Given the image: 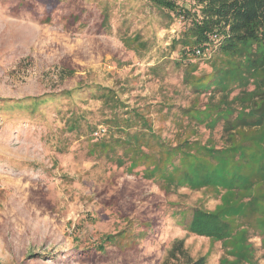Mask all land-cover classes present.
<instances>
[{"label":"trees","instance_id":"obj_1","mask_svg":"<svg viewBox=\"0 0 264 264\" xmlns=\"http://www.w3.org/2000/svg\"><path fill=\"white\" fill-rule=\"evenodd\" d=\"M82 1L98 6V31L112 33L119 21L117 35L140 58L155 57V41L131 28L145 13L163 29H175L148 72L163 80L174 72L181 86L173 89L175 97L187 94L189 104L173 103L168 93L155 103H140L141 97L131 102L125 81L117 87L84 81L40 96L0 99L5 115L34 122L48 108L62 122V133L80 140L86 156L130 174L141 171L168 194L182 187L215 194V209L202 203L191 208L187 226L209 238L208 251L194 258L185 240L176 239L163 264H208L217 242L223 248L219 264H259L251 233L261 237L264 250V0H17L13 10L50 24L57 10L68 7L62 20L72 31L89 12ZM220 124L224 144L218 147L212 133ZM102 126L106 133L95 136ZM202 126L210 132L206 141L198 137ZM70 142L62 139L57 150L68 152ZM134 222L102 234L85 252L94 258L108 244L144 236L147 231H137Z\"/></svg>","mask_w":264,"mask_h":264},{"label":"rangeland","instance_id":"obj_2","mask_svg":"<svg viewBox=\"0 0 264 264\" xmlns=\"http://www.w3.org/2000/svg\"><path fill=\"white\" fill-rule=\"evenodd\" d=\"M16 2L0 0V99L40 96L84 81L113 87L125 81L131 102L141 97L140 103H155L168 93L174 95L173 103L189 104L187 94L175 97L173 89L181 86L174 72L164 80L148 72L175 29H163L145 13L131 28L142 29L155 41V57L140 58L117 35L119 21H114L112 33L97 30L94 1H82L89 12L72 31L62 20L68 7L43 24L29 12H15ZM42 113L34 122L5 113L0 118V264H163L176 239L185 240L194 258L208 251L209 238L190 233L187 226L191 208L202 203L215 209L220 203L215 194L187 187L168 194L141 171L130 174L104 159L90 158L80 140L62 133L55 113L48 108ZM222 134L220 124L212 133L218 147L224 144ZM209 136L200 127L198 137L206 141ZM66 137L71 141L68 152L60 153L57 144ZM129 220L147 233L108 244L94 258L85 252L102 234L119 232ZM251 234L259 264H264L261 237ZM222 254L221 243H215L208 264H219Z\"/></svg>","mask_w":264,"mask_h":264},{"label":"built area","instance_id":"obj_3","mask_svg":"<svg viewBox=\"0 0 264 264\" xmlns=\"http://www.w3.org/2000/svg\"><path fill=\"white\" fill-rule=\"evenodd\" d=\"M107 131V128L106 127H100V129L95 133V136H101V135H104Z\"/></svg>","mask_w":264,"mask_h":264}]
</instances>
